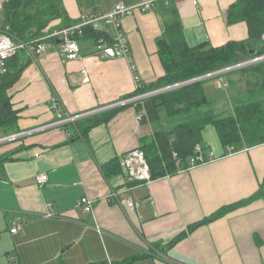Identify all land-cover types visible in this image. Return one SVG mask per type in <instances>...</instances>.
Wrapping results in <instances>:
<instances>
[{
	"label": "crops",
	"instance_id": "crops-1",
	"mask_svg": "<svg viewBox=\"0 0 264 264\" xmlns=\"http://www.w3.org/2000/svg\"><path fill=\"white\" fill-rule=\"evenodd\" d=\"M141 1L63 0V7L76 22L94 10L106 13L119 3ZM235 1L157 0L153 11L125 16L121 26L141 84L165 77L159 41L174 18L189 47L247 39L245 21H228ZM79 45L81 56L68 60L59 44L51 43L44 54L29 58L8 90L18 117L11 133L17 136L0 143V264H264V141H241L230 150L216 128L206 125L203 144L213 159L148 183L128 184L123 155L154 133L152 124L138 120L136 107L105 110L116 109L84 135L78 133L77 121L44 127L56 119L52 98L64 115H78L135 94L127 59L98 56L91 39H81ZM227 73V86L218 78L204 83L209 105L202 111L230 112L235 101L252 94L264 100V88L250 90L241 70ZM170 121L166 117L161 124ZM39 172L48 176L42 186L35 180ZM82 196L94 200L89 213L75 206ZM49 211L55 215L48 216ZM13 219L25 220L17 233L9 231Z\"/></svg>",
	"mask_w": 264,
	"mask_h": 264
},
{
	"label": "trees",
	"instance_id": "trees-1",
	"mask_svg": "<svg viewBox=\"0 0 264 264\" xmlns=\"http://www.w3.org/2000/svg\"><path fill=\"white\" fill-rule=\"evenodd\" d=\"M2 10V30L8 31L15 40L29 43L53 30L77 22L68 18L63 0H6ZM228 16L229 22L243 20L247 23V39L229 41L217 47L207 43L189 47L178 18L165 24L164 37L159 41V45L165 60L166 75L162 80L144 86L138 92L157 90L238 64L253 57L249 54L250 49L255 50V56L264 54V0H236L230 7ZM57 20L60 22L52 24ZM95 34L89 28L83 29L84 39ZM47 41L55 43L52 39ZM28 60L26 54L21 51L7 59L6 72L0 74L1 136L16 130L17 110L13 108L8 90L19 79ZM239 70L245 75L250 90L264 88V60ZM210 79L196 80L159 92L144 100L146 115L141 121L152 124L154 133L138 148L146 155L152 179L187 169L188 159L193 156L195 147L201 145L203 149H207L202 139V130L206 125L216 128L225 147L234 146L241 141L249 145L264 141L262 96L252 94L247 99L237 100L230 112H216L213 109L202 111L201 108L209 105L203 85ZM139 108L138 104L136 109ZM115 111L116 109H113L78 120L75 123L78 133L84 135L89 128L107 120ZM166 117L171 121L169 125L162 126V119ZM3 160L0 154V165ZM240 204L226 206L205 221L219 217Z\"/></svg>",
	"mask_w": 264,
	"mask_h": 264
},
{
	"label": "built area",
	"instance_id": "built-area-1",
	"mask_svg": "<svg viewBox=\"0 0 264 264\" xmlns=\"http://www.w3.org/2000/svg\"><path fill=\"white\" fill-rule=\"evenodd\" d=\"M156 2L157 0H142L141 2L128 6L119 3L115 5L111 11L106 13L98 10H94L90 13L82 14L79 20L75 24L53 30L51 33L41 37L38 40H35L33 43L24 42L21 40H15L8 31L0 30V74L6 72L7 59H9L10 57L16 55L21 51H23L28 58L37 57L44 54L48 50L50 44L52 43V42H48L47 41L48 39H52L55 41L57 39L62 40L59 46L63 56L66 59L70 60L80 57L81 52H80L79 40L84 39L83 29L89 28L92 30V32H95L96 34L94 36L88 37L87 39H91L94 42L95 52L97 53L98 56L102 58L122 57L127 59V61L131 66V70L133 72L135 94L124 101L107 106L101 110L89 111L78 115H64L63 110L57 99L52 98L50 102V109L55 113L56 119H54V121L48 123L44 127L65 126L68 124H72L75 121L81 120L83 118L95 114H99L100 112L111 109L117 105L123 106L127 104H131L134 107H136L138 104L140 105V108L138 110V120L141 121L143 116L146 115V111L143 104L144 100L147 97L157 93H155L156 90L147 91L143 93L138 92L144 86L140 82V77L137 74L136 67L130 57V47L125 32L121 26V21L127 15H132L137 12L139 13V12L153 11L155 9ZM2 6L3 5L0 4V11L2 10ZM108 29H111L112 31L109 32ZM262 39L264 40V34L262 35ZM257 57H261L262 59L250 61L251 60L250 58L248 60H245L243 62H240L232 66H236L244 63V65H240L239 67L234 68V69H238L264 60V54L256 56L255 58ZM229 67H225L217 71L210 72L213 74L206 78H211L215 76L223 83L224 86H227V83L224 81L223 75L231 70H234V69H227ZM23 133H18V135ZM11 136L12 137L17 136V134L10 135L8 137ZM8 137L0 138V140L6 139ZM228 148L230 150L232 149L230 146ZM213 158H214V153L210 149H203L201 145H197L195 147L193 156H191L188 159L187 169L203 164ZM121 164L125 175V179L128 184L148 183L152 180L149 164L147 162V158L143 150L136 148L127 151L122 157ZM35 180L39 186L44 185L48 180L47 173L46 172L37 173L35 176ZM93 202H94L93 199L87 196H82L77 199L75 206L77 208H80L83 212L89 213L93 210ZM127 204L128 206H132V202L130 199L127 200ZM50 205L51 204H48V206ZM53 215L55 214L52 211L48 212V216H53ZM24 224H25V220L13 219L9 223V231L11 233H17L23 229ZM5 264H17V262L14 260H9Z\"/></svg>",
	"mask_w": 264,
	"mask_h": 264
},
{
	"label": "water",
	"instance_id": "water-1",
	"mask_svg": "<svg viewBox=\"0 0 264 264\" xmlns=\"http://www.w3.org/2000/svg\"><path fill=\"white\" fill-rule=\"evenodd\" d=\"M61 42H62L61 39H57V40H56V43H58V44H60ZM255 53H256L255 50H253V49H250V50H249V54H250L251 56H253V57L251 58L250 61H255V60H260V59H262L261 57H257V58H255V57H256V56H255ZM240 65H244V63H242V64H240ZM240 65L232 66V67H229V68H227V69H234V68L239 67ZM212 74H213V73H210V74H207V75H204V76H200V77H197V78H193V79H190V80L184 81V82H182V83H177V84H174V85H171V86L163 87V88H160V89L156 90L155 93H159V92H163V91H166V90H170V89H172V88H176V87H179V86L185 85V84H187V83H190V82H193V81H196V80L204 79V78H206V77H208V76H210V75H212ZM14 137H15V136H14ZM11 138H13V137L11 136V137H8V138H6V139L0 140V143H1V141H5V140H7V139L10 140Z\"/></svg>",
	"mask_w": 264,
	"mask_h": 264
},
{
	"label": "rangeland",
	"instance_id": "rangeland-1",
	"mask_svg": "<svg viewBox=\"0 0 264 264\" xmlns=\"http://www.w3.org/2000/svg\"><path fill=\"white\" fill-rule=\"evenodd\" d=\"M2 13H3V12H2ZM2 13H1V14H2ZM238 69H239V68H238ZM216 71H217V70H216ZM213 72H214V71H213ZM226 74H228V75H226ZM229 74H230V73H225L224 76H229ZM212 78H215V76H214V77H211V79H212ZM180 83H182V82H180ZM223 116H225V115H223ZM1 135H2V134H0V138H3V137H8V136H10L11 134L4 135V136H1Z\"/></svg>",
	"mask_w": 264,
	"mask_h": 264
}]
</instances>
